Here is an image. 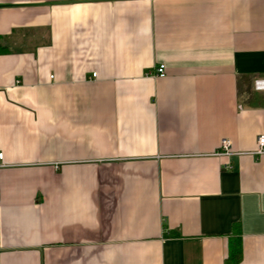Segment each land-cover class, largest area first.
I'll return each instance as SVG.
<instances>
[{"label":"crops","instance_id":"0c3cea01","mask_svg":"<svg viewBox=\"0 0 264 264\" xmlns=\"http://www.w3.org/2000/svg\"><path fill=\"white\" fill-rule=\"evenodd\" d=\"M257 80L264 0H0V264H264Z\"/></svg>","mask_w":264,"mask_h":264},{"label":"built area","instance_id":"2783aa9c","mask_svg":"<svg viewBox=\"0 0 264 264\" xmlns=\"http://www.w3.org/2000/svg\"><path fill=\"white\" fill-rule=\"evenodd\" d=\"M154 75L158 78H164L166 76V66L165 64H160L156 70ZM96 74L93 75L95 78ZM255 90L264 92V80H257L255 82ZM232 140L225 138L221 141V149L220 154L230 155L232 154ZM256 156H264V135L260 136L257 141V148L254 152ZM0 159H2V155L0 154Z\"/></svg>","mask_w":264,"mask_h":264},{"label":"trees","instance_id":"16d2710c","mask_svg":"<svg viewBox=\"0 0 264 264\" xmlns=\"http://www.w3.org/2000/svg\"><path fill=\"white\" fill-rule=\"evenodd\" d=\"M240 228V227H239ZM235 228L234 233L240 234L241 231L240 229ZM243 247H242V240L240 238H236L232 240L230 244V249H229V255L227 259L225 260V264H240L243 258Z\"/></svg>","mask_w":264,"mask_h":264}]
</instances>
